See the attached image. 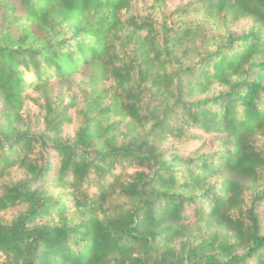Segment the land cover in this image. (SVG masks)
I'll return each mask as SVG.
<instances>
[{"label": "trees", "instance_id": "1", "mask_svg": "<svg viewBox=\"0 0 264 264\" xmlns=\"http://www.w3.org/2000/svg\"><path fill=\"white\" fill-rule=\"evenodd\" d=\"M0 264H264V0H0Z\"/></svg>", "mask_w": 264, "mask_h": 264}, {"label": "rangeland", "instance_id": "2", "mask_svg": "<svg viewBox=\"0 0 264 264\" xmlns=\"http://www.w3.org/2000/svg\"><path fill=\"white\" fill-rule=\"evenodd\" d=\"M172 2H175V0H172ZM248 25V22H241L239 25H238V28L240 30V28L244 27V26H247Z\"/></svg>", "mask_w": 264, "mask_h": 264}]
</instances>
